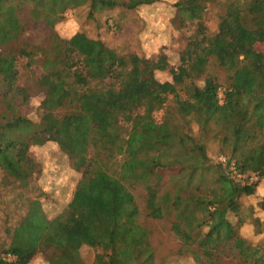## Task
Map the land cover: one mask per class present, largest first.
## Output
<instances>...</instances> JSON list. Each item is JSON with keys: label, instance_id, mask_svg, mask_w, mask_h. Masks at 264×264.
<instances>
[{"label": "trees", "instance_id": "trees-1", "mask_svg": "<svg viewBox=\"0 0 264 264\" xmlns=\"http://www.w3.org/2000/svg\"><path fill=\"white\" fill-rule=\"evenodd\" d=\"M158 1L0 0V186L28 190L41 170L30 149L46 143L80 173L53 218L26 198L24 214L4 225L0 264L37 254L47 264H84L83 247L94 250L91 264H264V219L240 202L264 181V54L255 49L264 0H227L214 34L203 22L211 0L178 2L179 24L196 29L177 67L164 55H120L82 31L68 39L55 31L69 11L86 8L94 20ZM40 24L50 30L44 42L24 41ZM22 59L40 70L31 88L19 83ZM164 71L171 81L156 78ZM36 95L33 120L22 109ZM148 221L169 224L170 256L157 251ZM246 224L256 242L233 230Z\"/></svg>", "mask_w": 264, "mask_h": 264}, {"label": "rangeland", "instance_id": "rangeland-1", "mask_svg": "<svg viewBox=\"0 0 264 264\" xmlns=\"http://www.w3.org/2000/svg\"><path fill=\"white\" fill-rule=\"evenodd\" d=\"M180 1L159 0L150 6L138 7L135 10L114 9L96 15L94 20L87 17L86 8L69 11L65 14L64 20L55 27V31L64 39L82 31L91 38L100 39L120 55L134 53L145 58H157L164 55L171 67H177L179 55L186 48L196 29L195 23L186 22L183 26L179 24L175 5ZM226 1L211 0L205 3L203 22L209 34L216 32L219 16L224 10ZM128 2L134 3V0H128ZM49 33L50 30L42 24L28 26L23 40L34 45H41ZM255 49L264 54V40L258 41ZM17 67L20 73V85L31 88L40 72L37 63L29 65L26 59H22L18 62ZM217 73L220 81H223V74ZM156 78L161 82L171 81L168 71L156 72ZM112 84L113 81L107 84L110 91L114 90V84ZM40 100L41 96H34L28 105L23 107L22 112L28 118L37 120V107ZM162 116L163 111L157 112L154 114V119L160 121ZM214 152V147H211L210 153ZM30 154L41 167L40 173L32 180L31 187L22 191L13 187L0 186V248L8 242L3 231L4 225L14 224L24 214L26 198H37L41 202L46 216L53 218L70 201L75 184L80 178V173L73 169L70 161L54 143L32 147ZM165 175L167 176V174ZM250 180L255 181L254 178ZM136 195L139 204L142 205L143 193L137 190ZM262 200L264 201V181L258 184L253 196L240 198L243 206H252L255 215L264 219V202ZM228 219L236 226V219L232 214H229ZM150 224L153 230L152 241L157 251L170 256L177 241L168 233L169 224L148 221V225ZM233 230L239 236L252 242L258 240L257 237H254L253 228L249 224ZM93 255V249L88 247L81 249L84 264H91ZM29 264L47 263L41 254H37ZM167 264L193 263L187 257H172L167 261Z\"/></svg>", "mask_w": 264, "mask_h": 264}, {"label": "built area", "instance_id": "built-area-1", "mask_svg": "<svg viewBox=\"0 0 264 264\" xmlns=\"http://www.w3.org/2000/svg\"><path fill=\"white\" fill-rule=\"evenodd\" d=\"M220 160H222V161H223V159H220ZM7 259H8V260H10V257H8Z\"/></svg>", "mask_w": 264, "mask_h": 264}]
</instances>
